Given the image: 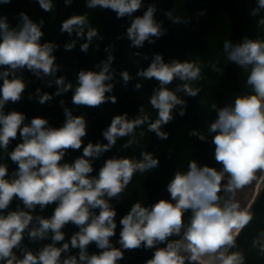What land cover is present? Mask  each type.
Segmentation results:
<instances>
[{"label":"water","instance_id":"1","mask_svg":"<svg viewBox=\"0 0 264 264\" xmlns=\"http://www.w3.org/2000/svg\"><path fill=\"white\" fill-rule=\"evenodd\" d=\"M46 2L50 4L48 10L39 0H0V22L7 24L8 31L19 33L26 16L42 33L38 43L50 45L49 55L54 58L52 70L47 74L42 69L27 66L15 69L0 66V87L5 78L20 79L25 85L19 100L4 102L0 113H21L24 116L21 128L31 126L34 118L45 119V129L61 128L69 118H83L86 135L81 138V148L64 149L59 163L73 165L79 158L87 160L92 167L87 174L91 180L99 178L101 168L109 159L147 163L145 156L149 155L158 160V164L143 171L135 170L120 193L115 196L105 193L101 197L116 213L114 235L108 238L105 249L99 248L95 241L84 249L73 247L72 237L86 225L71 221L60 229L63 233L60 241L54 239L55 233L51 229L32 236L33 231L40 232L42 219H51L59 200L29 208L14 196L8 207L0 210V215L24 212L32 217L21 241L12 249L14 264L29 252L38 257L48 246L61 250L58 264L73 258L76 264H88L92 255L111 249L122 253L116 264H147L158 249L166 248L168 244L178 247L193 210H184L179 233L174 232L164 241H154L152 247H146L142 242L137 248L125 249L120 242L123 229L120 221L137 203L149 211L162 199L175 205L176 200L172 199L168 185L177 173L187 174L192 162L198 169L208 167L221 172L223 164L215 158L214 143L220 130L213 131L212 125L218 121L221 110L234 109L238 98L256 95L254 86L248 82L254 65L240 64L232 60L230 54L247 41L264 43V6L259 0H141L136 11L118 17L111 8L89 7L90 0ZM149 8L154 9L153 21L159 34L149 35L136 45L129 37L128 29ZM74 16H83L85 20L73 25L71 31L62 30L63 22ZM93 30L95 35L89 39L88 33ZM3 35L4 30L0 29V41ZM84 45H87L86 49ZM157 56L161 61H156ZM154 62L169 66L188 63L193 66L192 70H197V76L181 78L177 74L170 83L161 84L154 77L142 75ZM105 68L108 78L103 83L109 90L104 93V102L94 107L73 103L80 72L100 73ZM125 72L129 77L127 80L123 77ZM162 89L172 92L179 102L171 108V119L167 123L161 122L158 130H152L151 125L159 119V109L152 105L151 99ZM46 95L49 98L41 102ZM113 97L115 102H112ZM117 116L126 122L140 120L141 123L135 124L126 135H117L113 144L104 133ZM158 132L164 133L166 138ZM24 139L18 130L16 138L10 139L7 147L0 145V166L6 167L4 178L9 182L18 178L19 170L11 153ZM88 144L100 145L101 151L84 156L83 149ZM258 171L248 184L227 190L225 195L241 207L252 200L248 207L251 219L226 254L239 253L243 258L241 264H264V178L253 197L255 183L261 174ZM100 211L99 207L89 206L87 223H91ZM64 244H68L67 249L63 248ZM82 253L85 259L80 258ZM178 255L184 257L185 264H201L190 260L191 256L181 249ZM9 258L0 260V264H6Z\"/></svg>","mask_w":264,"mask_h":264},{"label":"clouds","instance_id":"2","mask_svg":"<svg viewBox=\"0 0 264 264\" xmlns=\"http://www.w3.org/2000/svg\"><path fill=\"white\" fill-rule=\"evenodd\" d=\"M39 2L45 10L50 8L46 0ZM259 2L264 6V0ZM140 3L141 0H90L89 7L100 5L111 8L117 12L118 17H123L136 11ZM153 11L154 9L149 8L143 17L136 18L128 29L134 44L140 45L149 35L159 34L153 21ZM24 20V27L19 33L8 31L7 24L0 22V29L4 30L3 39L0 41V66H10L13 69L27 66L29 69H42L47 74L52 70L54 60L49 55L51 46L40 45L38 41L42 35L41 31L26 16ZM84 20L83 16L69 18L63 22L62 30L71 31L73 25L82 24ZM93 35L94 30L88 33L89 39ZM83 47L86 49L87 45ZM230 58L240 64L254 65L248 82L254 86L256 95L238 98L234 109L221 110L218 121L212 125L213 131L220 130L214 137L215 158L223 164L224 172L231 175L228 191L248 184L257 169H264V43L247 41L236 47ZM156 61H161V57L157 56ZM192 67L188 63L169 66L163 62H154L142 75L154 77L161 84H168L177 74L181 78L196 77L197 70H192ZM106 71L107 68L100 73L81 71L73 103L92 107L103 103L104 93L109 90L103 83L108 78ZM123 77L125 80L129 78L126 72ZM24 87L20 79L5 78L0 87V108L8 100H19ZM48 98L47 95L44 96L41 102ZM112 102H115V97ZM178 102L176 96L166 89L152 97V105L159 109V119L151 125L152 130H158L161 122L167 123L171 119V108ZM23 120L24 116L19 112L7 115L0 113V145L7 147L10 139L16 138L18 130L20 135L26 138L11 153V159L18 162V178L9 182L4 178L6 167L0 166V210L6 209L14 196L19 197L29 208L59 200L51 219H42L40 232L33 231L31 235L36 236L51 229L55 233L54 239L60 241L63 239L60 229L71 221L77 225H86L80 233L72 237L73 247L84 249L90 242L95 241L99 248H107L108 238L114 235L116 225L113 218L116 213L101 197L105 193L108 196L120 193L135 170L143 171L154 167L158 160L149 155L145 156L147 163H134L129 159H109L101 168L99 178L91 180L87 174L92 171V167L87 160L79 158L73 165L59 163L64 149L81 148V138L86 135L83 118H69L63 127L55 129H45L47 121L42 118H34L31 126L21 128ZM139 123L140 120L126 122L123 117L117 116L104 135L114 144L117 135H126ZM158 135L166 138L164 133L158 132ZM100 151V145L88 144L83 149V155L88 157ZM221 180L222 173L208 167L198 169L195 162H192L187 174L177 173L168 185L172 199L176 200L175 205L162 199L149 211L137 203L131 212L121 219L123 229L120 242L123 247L134 249L142 242L146 247H152L154 241H164L174 232L179 233L186 209H192L194 213L184 236L188 242L186 250L191 253L190 260L200 261L205 254H215L222 247L233 245L235 235L248 223L251 216L246 211H239V205L235 203L219 206ZM89 206L101 209L91 223H87ZM31 219L32 217L24 212L0 215V260L11 257L6 260V264H14L12 249L21 241L22 233ZM63 248L67 249L68 244H64ZM178 251V247L168 244L166 248L155 251L147 264H185L184 257L178 255ZM60 255V249L48 246L38 257L31 252L27 253L17 264H58ZM80 258L85 259L83 253ZM120 258L122 253L111 249L99 255H92L88 264H116ZM219 259L221 264H241L243 258L239 253L225 255L224 252H219ZM64 264H76V260H65Z\"/></svg>","mask_w":264,"mask_h":264},{"label":"bare ground","instance_id":"3","mask_svg":"<svg viewBox=\"0 0 264 264\" xmlns=\"http://www.w3.org/2000/svg\"><path fill=\"white\" fill-rule=\"evenodd\" d=\"M257 170H260V171H258V173L261 172V174L258 177V180H257V183H256V187H255V190H254V193H253V197L256 195V192L259 191V189L261 188L262 183H263L262 178L264 176V169H257ZM257 170L255 171L254 176H255V174H257ZM220 173H222V180H221V191L218 193V196L220 198L219 201H218L219 206L224 207L226 205H231L233 203L238 204L236 202H231L232 201L231 198H228V197L225 196L226 193L228 192L227 191V186L229 185V183L231 181V175L229 173H227V172H224V169H222ZM251 202H252L251 199L249 201H247L245 207H241L240 204H238L239 205L238 210L239 211H246L247 214H248V210H249L248 207L250 206V203ZM190 224H191V221L189 222V224L187 225V227ZM187 227L185 228L182 236L179 238V241H178L177 245H178V248L179 249H181L183 252H185V253H187L188 255L191 256V253L186 250V245H187L188 242H187V240L184 239L185 233L187 232V230L189 228V227L188 228ZM240 230H239V232H240ZM239 232H238V234H239ZM237 235H235V239H236V236ZM230 246H224V247H222L215 254H205L201 258V260L199 261V263L205 264V262H207V264H218L219 263V260H220L219 259V252H224V254L226 255L227 252H228V250H229V248H230ZM220 264H221V262H220Z\"/></svg>","mask_w":264,"mask_h":264},{"label":"rangeland","instance_id":"4","mask_svg":"<svg viewBox=\"0 0 264 264\" xmlns=\"http://www.w3.org/2000/svg\"><path fill=\"white\" fill-rule=\"evenodd\" d=\"M263 178H264V176H263ZM263 178H262V181H263ZM257 183V182H256ZM256 183H255V187H256Z\"/></svg>","mask_w":264,"mask_h":264},{"label":"flooded vegetation","instance_id":"5","mask_svg":"<svg viewBox=\"0 0 264 264\" xmlns=\"http://www.w3.org/2000/svg\"><path fill=\"white\" fill-rule=\"evenodd\" d=\"M189 226H190V225H189ZM189 226H188V227H189ZM188 227H187V228H188ZM220 262H221V261L219 260V263H218V264H220Z\"/></svg>","mask_w":264,"mask_h":264}]
</instances>
